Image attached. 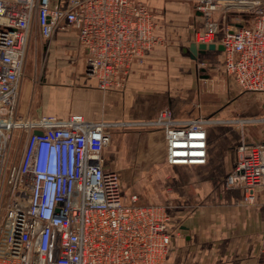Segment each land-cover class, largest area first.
Segmentation results:
<instances>
[{
	"label": "built area",
	"instance_id": "2783aa9c",
	"mask_svg": "<svg viewBox=\"0 0 264 264\" xmlns=\"http://www.w3.org/2000/svg\"><path fill=\"white\" fill-rule=\"evenodd\" d=\"M236 1L197 0L203 26L194 42L223 44L225 72L264 95V0H247L249 25L222 32L216 10ZM35 20L45 39L75 32L84 72L103 89L123 87L132 65L162 43L146 0H0V264H165L172 216L164 204L124 194L119 172L107 166L110 123L19 112ZM209 121L159 112L152 123L165 131L169 164L207 162ZM238 149L225 185L244 188L248 201L262 193L264 205V142L243 139Z\"/></svg>",
	"mask_w": 264,
	"mask_h": 264
},
{
	"label": "crops",
	"instance_id": "0c3cea01",
	"mask_svg": "<svg viewBox=\"0 0 264 264\" xmlns=\"http://www.w3.org/2000/svg\"><path fill=\"white\" fill-rule=\"evenodd\" d=\"M146 2L162 43L132 65L123 87L113 89L86 76L75 32L58 31L45 39L35 20L18 110L57 119L82 114L110 123L112 136L121 129L135 135L127 149L137 151L145 166H160L154 178L159 191L150 189L140 201L164 204L172 216L174 235L165 264H264L263 195L255 193L248 201L244 188L225 185L241 141L264 142V122L248 121L264 116V95L238 87L223 68L224 50L207 49L193 57L194 33L203 26L197 0ZM32 66L42 70L41 80L32 77ZM164 108L177 120H210L205 164L167 162L165 131L152 123ZM118 158L107 156V166L118 170ZM125 161L130 165L135 158ZM121 178L133 179L128 171Z\"/></svg>",
	"mask_w": 264,
	"mask_h": 264
},
{
	"label": "rangeland",
	"instance_id": "374dc122",
	"mask_svg": "<svg viewBox=\"0 0 264 264\" xmlns=\"http://www.w3.org/2000/svg\"><path fill=\"white\" fill-rule=\"evenodd\" d=\"M196 5H197V2H196ZM248 8H249V4L246 2H235V4H233V5H229V6L225 5V7L221 6V7L217 8L215 16L221 24L222 32L227 27H229V25L232 26L237 22H241V23H244L246 25H249L252 18H253V13ZM84 60L85 59L83 58V66H84ZM27 68L29 71V68H30L29 62L26 65V70H27ZM84 70H85V68H84ZM28 71H27V73H28ZM32 72L35 73L34 75H32L33 78H35V79L40 78V80H41V76L43 75V72L41 69L34 68V66H32ZM134 138H135V135L133 133H129V131H127V129L126 130L121 129V131L115 133L112 136V142L106 150V155L107 156L112 155V157L114 156L116 158H117V156H120V158L116 159L118 162L117 165L119 167V169L117 171L119 172L120 177H121V173L123 175V173H126L128 171V173L131 174V178H133L129 182H124V180L121 178L122 189H123L124 194L126 196H130L131 193H137L141 197H144L146 194L148 195V191L150 189L152 190V193H154V192L156 193L157 191H159L161 184H157V182H154V178H155V175L158 173L157 171L159 170L160 166H158L157 164L145 166V163L143 161L141 162L140 160H138V157H136V155L138 153L137 151H135L134 149L133 150L127 149V148H129L130 145L133 144ZM22 142L23 141H20V144L17 147L16 160L19 159ZM122 154H123V156H122ZM126 154H127V156L132 155L133 158H135V162H133L134 161V159H133V161L131 162L132 164H130V165L127 164V161H125V159L127 157ZM158 155H159V153H158V151H156V156H158ZM171 184L172 183H166V185H168V186H170ZM175 184L176 185L179 184L177 182V180H176Z\"/></svg>",
	"mask_w": 264,
	"mask_h": 264
},
{
	"label": "water",
	"instance_id": "95a60500",
	"mask_svg": "<svg viewBox=\"0 0 264 264\" xmlns=\"http://www.w3.org/2000/svg\"><path fill=\"white\" fill-rule=\"evenodd\" d=\"M218 48L219 50H224V45L223 44H206V43H193L190 46V50L193 52V57L195 58L199 53H204L207 49H216ZM36 133H41L40 131H36Z\"/></svg>",
	"mask_w": 264,
	"mask_h": 264
},
{
	"label": "bare ground",
	"instance_id": "6f19581e",
	"mask_svg": "<svg viewBox=\"0 0 264 264\" xmlns=\"http://www.w3.org/2000/svg\"><path fill=\"white\" fill-rule=\"evenodd\" d=\"M236 2H246V3H248L249 1H247V0H239V1H236Z\"/></svg>",
	"mask_w": 264,
	"mask_h": 264
}]
</instances>
